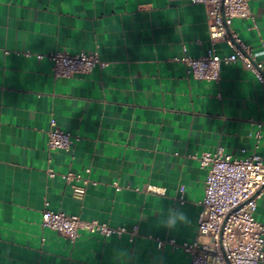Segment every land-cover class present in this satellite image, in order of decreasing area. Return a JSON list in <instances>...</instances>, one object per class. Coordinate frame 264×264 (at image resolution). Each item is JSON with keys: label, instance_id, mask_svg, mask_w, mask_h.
Returning <instances> with one entry per match:
<instances>
[{"label": "crops", "instance_id": "1", "mask_svg": "<svg viewBox=\"0 0 264 264\" xmlns=\"http://www.w3.org/2000/svg\"><path fill=\"white\" fill-rule=\"evenodd\" d=\"M248 2L251 17L234 18L231 29L259 51L264 0ZM209 47L202 3L0 0V264H188L180 248H158L148 237L196 235L205 170L186 154L217 147L249 154L256 122L264 120V89L240 62L221 66L215 82L186 76L172 59ZM26 49L95 52L109 65L54 77L46 58L16 53ZM215 49L229 51L221 41ZM50 118L80 136L69 151L47 149ZM261 133L256 153L264 158ZM48 157L54 177L45 172ZM85 167L94 183L76 199L60 173ZM45 200L82 219L137 224L138 235L128 242L79 230L70 242L42 226ZM181 210L191 224L161 225ZM253 217L264 220V196Z\"/></svg>", "mask_w": 264, "mask_h": 264}, {"label": "built area", "instance_id": "2", "mask_svg": "<svg viewBox=\"0 0 264 264\" xmlns=\"http://www.w3.org/2000/svg\"><path fill=\"white\" fill-rule=\"evenodd\" d=\"M187 1L204 4L210 47L196 57L183 55L172 58L184 64L185 75L219 82L221 66L240 62L264 89V61L256 57L258 51L231 29L234 18L251 17L248 0ZM220 41L229 47L227 53L216 52L215 45ZM259 52H264V49ZM16 53L34 55L36 59L46 58L51 63L54 77L88 74L94 68L109 65L97 53L83 50L70 52L67 49H55L33 53L26 49ZM216 95L220 97V91ZM262 129L264 120H258L252 134V152L243 156H232L222 147L186 154L187 157L196 159L205 170L203 195L197 201L199 211L196 235L193 239L182 242H177L174 238L163 239L148 235L155 240L158 248L165 243L171 249L180 248L188 255V264H259L264 260V220L253 217L257 202L264 196V158L256 153ZM46 135L48 150L69 151L81 139L78 134L61 128L54 118L49 119ZM240 151L245 153L246 149L241 148ZM50 163L51 158L48 157L45 172L48 177H54L58 173ZM89 172L90 167H85L81 171L67 170L60 173L70 185L72 197L82 199L87 186L94 183L88 176ZM180 201H184L182 196ZM48 205L49 202L45 200L41 210L42 226L59 232L70 242L76 240L79 230L105 237L126 235L128 242H133L138 235L137 224L130 227L113 226L106 221L82 219L76 213L52 210ZM201 237L205 240H201Z\"/></svg>", "mask_w": 264, "mask_h": 264}, {"label": "clouds", "instance_id": "3", "mask_svg": "<svg viewBox=\"0 0 264 264\" xmlns=\"http://www.w3.org/2000/svg\"><path fill=\"white\" fill-rule=\"evenodd\" d=\"M255 55L257 58L264 57V52L258 51ZM191 222L190 216L183 210L178 212H169L167 219H161V225L168 230H174L180 225H189Z\"/></svg>", "mask_w": 264, "mask_h": 264}]
</instances>
